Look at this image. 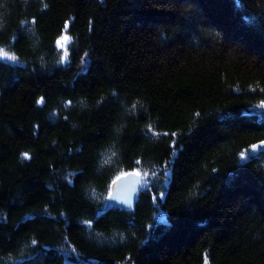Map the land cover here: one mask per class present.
<instances>
[{"label":"trees","instance_id":"trees-1","mask_svg":"<svg viewBox=\"0 0 264 264\" xmlns=\"http://www.w3.org/2000/svg\"><path fill=\"white\" fill-rule=\"evenodd\" d=\"M0 48V264H264V0H0Z\"/></svg>","mask_w":264,"mask_h":264},{"label":"water","instance_id":"water-1","mask_svg":"<svg viewBox=\"0 0 264 264\" xmlns=\"http://www.w3.org/2000/svg\"><path fill=\"white\" fill-rule=\"evenodd\" d=\"M259 146H264V140L259 143ZM137 181L141 182V179L139 172L135 170H129L116 176L110 185L108 201L119 206L130 207L140 186Z\"/></svg>","mask_w":264,"mask_h":264},{"label":"snow or ice","instance_id":"snow-or-ice-1","mask_svg":"<svg viewBox=\"0 0 264 264\" xmlns=\"http://www.w3.org/2000/svg\"><path fill=\"white\" fill-rule=\"evenodd\" d=\"M63 39H64L65 41L68 40V38H67L66 36L63 37ZM57 44H58V45L60 44V41H59V40L57 41ZM0 57H7L9 60H12V61H15V60L17 59V58L15 57V55H11V56H9L8 53L4 51L3 48H0ZM24 156H25V158H27V154H24ZM147 175H148V174L145 173V176H147ZM137 183H141V182H140V181H137ZM147 184H148V180L145 179V180L143 181V185L146 186ZM33 243L35 244L36 242L33 241Z\"/></svg>","mask_w":264,"mask_h":264}]
</instances>
